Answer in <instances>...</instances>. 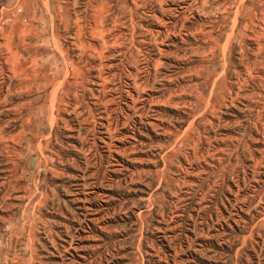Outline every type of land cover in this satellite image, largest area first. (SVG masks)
<instances>
[{
	"label": "rangeland",
	"instance_id": "1",
	"mask_svg": "<svg viewBox=\"0 0 264 264\" xmlns=\"http://www.w3.org/2000/svg\"><path fill=\"white\" fill-rule=\"evenodd\" d=\"M0 264H264V0H0Z\"/></svg>",
	"mask_w": 264,
	"mask_h": 264
}]
</instances>
